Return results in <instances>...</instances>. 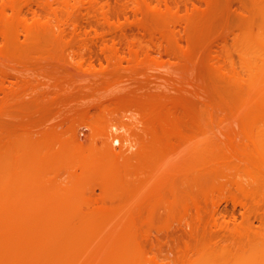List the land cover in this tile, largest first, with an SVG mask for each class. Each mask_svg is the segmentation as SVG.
<instances>
[{
  "label": "rangeland",
  "instance_id": "374dc122",
  "mask_svg": "<svg viewBox=\"0 0 264 264\" xmlns=\"http://www.w3.org/2000/svg\"><path fill=\"white\" fill-rule=\"evenodd\" d=\"M37 2L33 8L46 22L48 9L40 5L47 4ZM69 2L80 8V28L67 30L60 52L42 46L20 60L7 50L0 22V144L21 138L28 125L34 140L51 132L66 141L75 134L86 146L96 141L106 157L97 126L107 125L113 161L142 170L126 178L132 183L126 181V193L80 168L55 175L59 185H74L78 214L97 209L95 215L109 217L93 227L101 235L97 245L122 240L130 249L136 242L134 264L261 263L264 176L249 167L244 153L255 150L264 133L242 121L261 86L263 53L254 44L264 39V0H140L148 11L138 16L128 0ZM7 3L0 0V11ZM160 103H178L175 110L169 106L174 116L167 127L181 126L180 136L162 138L157 131ZM114 137L120 144H113ZM161 143L167 144L164 150L160 145L162 152ZM0 150L1 178L6 170ZM25 194L11 199L9 212H26L31 203ZM44 211L49 214H29ZM132 225V239L116 236Z\"/></svg>",
  "mask_w": 264,
  "mask_h": 264
},
{
  "label": "bare ground",
  "instance_id": "6f19581e",
  "mask_svg": "<svg viewBox=\"0 0 264 264\" xmlns=\"http://www.w3.org/2000/svg\"><path fill=\"white\" fill-rule=\"evenodd\" d=\"M40 1L46 2L45 0ZM36 2L34 1V3ZM30 3H32L31 0H8L5 8L0 11L2 35L4 36L3 42L5 43L7 50H10L9 52H11L14 57H18L19 59H28V56L33 51L32 48H40L42 46L49 47L52 49V51L54 50L55 52L62 51L63 45L67 44V40L65 38L67 30L72 29L73 32L76 33L80 28L78 21L76 20V14L80 8L78 6L71 5L69 0H53V3H50V1L48 2L47 0V6L44 4L40 5L48 9V17L46 16L47 21L45 22L43 21L44 17H40V15L42 14L37 13L34 9L35 7L33 8L34 3ZM128 3L132 6L133 12L137 16L148 11V8L145 9V6L140 2V0H128ZM93 7L95 6H92V10ZM166 7L167 10H171L170 6L167 5ZM151 11L153 10L151 9ZM158 11H161V9H159ZM29 13L30 16L32 13V19L28 18ZM139 26L141 27V25ZM124 27L125 25L123 26V28ZM117 28L119 27L117 26ZM120 29H122L121 26ZM254 45L257 50L263 53L262 58L260 57L259 59L262 64V69L258 75L261 80V86L257 90L256 96L254 98H251L247 102V110L243 116L242 122L256 123L257 125L263 127L262 133H264V39L262 41H255ZM190 51L191 49L186 54L188 60H191L193 57ZM32 56H30V58ZM18 58L17 61H19ZM90 66L93 67L92 65ZM99 75H96V77ZM169 106L160 103L155 112L157 115V118L155 117V121H157V124H159V127L161 129L157 131L163 132V135L161 134L163 136L162 138H171L173 134H176V136H180L183 132L182 130L180 131V133H178V130L181 127L179 125V128L173 126V129L175 128V130L169 129V127H167L168 122H171L170 120L172 116H174L170 112V107H174L175 110L178 106V103H171V106ZM175 114L177 113L175 112ZM175 119H177V117ZM172 123L175 122L173 121ZM101 125L97 126V134L104 140V150H106L107 153L106 157H103L101 155V150L95 144L96 141L93 144L91 143V145L86 146L78 140L75 134L74 136H72L73 138L71 140L69 138V140L66 141H61L63 139H61L54 133L51 134V132L50 134H42V137H38L37 140H34L32 136L34 135V133H28L25 130L31 128H26V126L28 125H24L23 129L25 128V134L24 132L20 133V136L22 135L21 138L17 137L18 139L16 138L15 140L14 138V140H12L13 136H11L12 139L9 138L10 141L6 143H4L5 141H2L3 143L0 144L1 146L2 144L4 145L3 147H0L2 148V170L5 169L6 173L3 174L4 177H1L2 179L0 178V264H134L136 258V253L134 251L136 250L137 252L136 242L134 243V245H136L134 246L132 244V247L130 249L127 248V246H131L127 244L128 242L126 243V248H123L124 243H121L122 240H117V242L116 240L109 242L107 240H100V243L97 245L96 239L101 235L99 234L98 236H96L93 227L97 223V227H102V225L99 226V224L105 221L107 222L109 217L107 216L108 218H106V215L103 216L102 213L99 215H95V213H99L97 209H95L96 211L93 210L95 211L93 215L91 214L92 212L88 214L89 211H85V208H82V211H85L87 213H80L81 211H79L80 216H78L79 214L77 213V210L79 208L81 209L82 206L78 207L75 205V200L77 199L76 197H78L76 195L78 193H75L74 185L70 186V189H68L69 186L65 187L66 185L61 186L57 183L59 182L58 177V181L56 182L57 179L55 180V175H58L56 173L60 169H62L63 172L66 171L67 174L70 173L71 175H74L75 170L80 168L82 170H85L84 175L86 176L99 175L98 177L102 178L101 180L104 181L106 187L123 190V192L125 193L127 192L125 191L126 181L128 182L129 180H126V178H130V176L132 175H138L139 177L142 170L136 167L133 172L134 167H132L133 169H131V172L130 170H128L129 167H127L129 165L123 167V165H120L113 161L114 155L112 154L111 150V152L108 153L109 145L107 144V140H110L112 136H110L106 129L108 126L105 124L106 128H104V126L102 128ZM17 136H19V134ZM126 140L127 139H125L124 141L127 142ZM106 144L108 145L107 148ZM113 144H120V139L114 137ZM57 145H61L59 149L57 148L58 150L56 149ZM128 145H130L129 147L131 149L132 147L134 148L132 142H128ZM160 145L164 144L161 143L157 145L159 146V149ZM165 145L167 146L166 143ZM165 145L161 146L163 147V150ZM144 146L145 147L143 149L147 150V145ZM167 148H170V146ZM163 150L160 149L161 152ZM244 156L249 164V167L260 177H263L264 135L259 140L257 148L255 150L245 152ZM143 157L146 158L144 155ZM128 158L129 162L130 159H133V157ZM144 158L142 161L145 160ZM140 159H142V157H140ZM130 163H132V166L134 165L133 161ZM13 169H16L14 173L12 172ZM129 185L128 187L130 189L128 190L127 188L128 192L130 190H133L132 185ZM71 187H73V189ZM110 191L113 192L112 190ZM117 192L120 193L121 191ZM22 193L28 194L27 202L29 201V203H31L25 207L26 212H9L8 209H10L11 206L12 208L13 206H15V204L10 205L11 199H18ZM82 199L83 198H81V201ZM19 200H21V198ZM21 201L23 202V200ZM19 202L20 201H18L17 205H20ZM83 202L85 201L83 200ZM86 203H88V200L86 201ZM30 209H40L41 211L48 210L49 214L45 215L44 211L43 215H31L29 214ZM76 213L77 215H75ZM112 219L113 218H111V220ZM128 227L130 228V226ZM131 227V230L126 231V228L124 231L123 229L122 231L124 232H120L119 235L116 236L125 239L126 237L130 238L131 235L133 237V234H131V232L133 231L134 226L132 225ZM99 229L101 230V228ZM132 237L130 239H132ZM94 241L95 246L97 245L96 247L93 246ZM132 242L134 241L132 240ZM132 242L130 240V243ZM262 248L264 249V244L262 245ZM91 252L93 254L92 256H94L92 257L93 259L91 258L92 260L90 259ZM259 264H264V254L262 255V262Z\"/></svg>",
  "mask_w": 264,
  "mask_h": 264
}]
</instances>
